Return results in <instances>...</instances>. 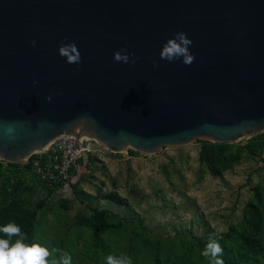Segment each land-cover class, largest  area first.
<instances>
[{
	"label": "water",
	"instance_id": "obj_1",
	"mask_svg": "<svg viewBox=\"0 0 264 264\" xmlns=\"http://www.w3.org/2000/svg\"><path fill=\"white\" fill-rule=\"evenodd\" d=\"M177 31L190 64L160 57ZM68 42L79 63L59 53ZM262 132L264 0H0V161L64 136L152 155Z\"/></svg>",
	"mask_w": 264,
	"mask_h": 264
},
{
	"label": "rangeland",
	"instance_id": "obj_2",
	"mask_svg": "<svg viewBox=\"0 0 264 264\" xmlns=\"http://www.w3.org/2000/svg\"><path fill=\"white\" fill-rule=\"evenodd\" d=\"M258 135L255 154L245 149L249 138L196 140L152 155L93 147L75 185L78 200L71 194L66 203L36 174L0 161V225L14 222L22 229L44 201L36 211L34 241L48 247L49 261L59 259L54 250L61 249L72 264H107L108 255H126L132 264H210L202 254L210 240L223 248V260H236L233 251L254 238L264 264V132ZM85 205L116 214L122 227L95 236ZM247 206L253 224L245 231ZM231 228L243 236L234 244L225 240Z\"/></svg>",
	"mask_w": 264,
	"mask_h": 264
},
{
	"label": "clouds",
	"instance_id": "obj_3",
	"mask_svg": "<svg viewBox=\"0 0 264 264\" xmlns=\"http://www.w3.org/2000/svg\"><path fill=\"white\" fill-rule=\"evenodd\" d=\"M32 43L35 44V40ZM192 43V39L185 31H177L163 44L160 57L169 61L182 60L183 63L190 64L195 56L189 47ZM59 53L65 56L69 63H79L81 61V54L75 42L61 43ZM113 58L125 63H135V59H132L131 54L126 51L117 50L114 52ZM47 99L51 100L52 95L49 94ZM0 233L5 234L0 236V264H72L71 255L61 249L54 250L60 253L59 259L49 261L48 257L51 252L48 247L36 241L25 243L26 234L14 222L0 225ZM13 236L18 237L14 242H12ZM222 252L221 245L216 240H210L202 254L208 258L210 264H224L222 256L219 255ZM107 264H132V260L126 255L119 257L108 255Z\"/></svg>",
	"mask_w": 264,
	"mask_h": 264
},
{
	"label": "trees",
	"instance_id": "obj_4",
	"mask_svg": "<svg viewBox=\"0 0 264 264\" xmlns=\"http://www.w3.org/2000/svg\"><path fill=\"white\" fill-rule=\"evenodd\" d=\"M259 136L260 135H257L249 139V143L245 145V149L247 153H250V154L256 153L257 146L259 145L257 144L256 139ZM88 155L89 154H84L77 161L78 164L76 165V169L74 171L72 170L73 175L70 177V180L66 184L52 182L47 178L43 179L40 176V174L36 172L38 160L44 159L45 158L44 155L42 156L31 155L28 159V162L23 165L10 164V163H6V164L8 168L22 169L23 172H26V173L32 172L36 174V176L40 178V180L48 187L50 191L53 192L54 190L55 196L57 195L56 197L58 198V200H60L62 203H66L70 199L71 194H73L72 199L78 200V197L76 196L74 192L75 185L82 178L81 176H79V172L81 170H84V168L86 170L88 169V164H87ZM52 185H54V187ZM43 204H44V201L38 202L35 205L34 210L31 212V214L27 218L25 224L21 225L22 231L26 234L25 241H24L25 243H32L34 241V224L36 221V211L39 210L43 206ZM85 206L91 213V216L86 219V224L91 228L95 236L105 233L110 228L118 230L122 227V220H120L116 214L110 212L109 210L105 208L99 209L92 205H85ZM247 207L248 208L245 212V220H246L245 224L247 227L245 226V231L246 229L250 228L251 225L253 224L250 219V210L252 209V207L250 206H247ZM109 217H115L117 218V220H115L114 222H109L108 221ZM245 231L243 232V234L245 233ZM3 235L5 234L0 233V236H3ZM17 238H18L17 236H13L12 242H14ZM242 238L243 236L241 234H238L235 228H231L230 234L225 236V240L228 241L229 243L231 242L232 244H234L237 240H241ZM259 247H260V243L257 242L254 238H250L246 241L244 240V242H242V245L239 247V252L237 250L233 251V253L236 256V260L224 258V262L226 264H228L229 262H231V264H263L259 262V258H258L259 256L258 248ZM219 255L222 256L221 254ZM175 262L176 261L172 259L167 264H173ZM183 264H189V263L185 261L183 262Z\"/></svg>",
	"mask_w": 264,
	"mask_h": 264
},
{
	"label": "built area",
	"instance_id": "obj_5",
	"mask_svg": "<svg viewBox=\"0 0 264 264\" xmlns=\"http://www.w3.org/2000/svg\"><path fill=\"white\" fill-rule=\"evenodd\" d=\"M95 144L87 137L77 139L74 136H64L56 141L55 149L50 148L46 152L35 154L45 156L38 160L36 172L43 179L66 184L72 176V170L76 169L77 161L84 154H89L93 147L99 146Z\"/></svg>",
	"mask_w": 264,
	"mask_h": 264
}]
</instances>
